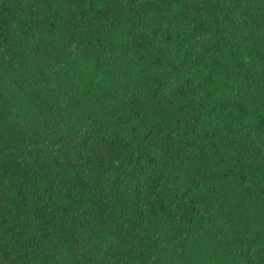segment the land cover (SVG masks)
Masks as SVG:
<instances>
[{
	"label": "trees",
	"instance_id": "1",
	"mask_svg": "<svg viewBox=\"0 0 264 264\" xmlns=\"http://www.w3.org/2000/svg\"><path fill=\"white\" fill-rule=\"evenodd\" d=\"M0 264H264V0H0Z\"/></svg>",
	"mask_w": 264,
	"mask_h": 264
}]
</instances>
